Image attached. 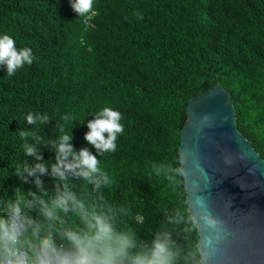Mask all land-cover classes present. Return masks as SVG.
<instances>
[{"label": "trees", "instance_id": "trees-1", "mask_svg": "<svg viewBox=\"0 0 264 264\" xmlns=\"http://www.w3.org/2000/svg\"><path fill=\"white\" fill-rule=\"evenodd\" d=\"M4 34L35 59L12 76L0 66V199L16 187L39 191L14 175L17 163L37 162L23 151L36 141L19 131L55 139L69 115L74 148L97 155L113 180L100 192L128 207L124 224L150 238L166 223L164 212L186 200L183 186L157 177L153 166L175 164L189 100L215 86L230 93L239 131L264 160V0H94L85 18L71 0H0ZM104 107L121 112L124 132L116 151L100 157L84 136ZM29 113L50 120L28 125ZM39 147L55 162L51 145ZM41 179L55 191L50 175ZM70 183L81 191L78 180Z\"/></svg>", "mask_w": 264, "mask_h": 264}, {"label": "clouds", "instance_id": "clouds-1", "mask_svg": "<svg viewBox=\"0 0 264 264\" xmlns=\"http://www.w3.org/2000/svg\"><path fill=\"white\" fill-rule=\"evenodd\" d=\"M71 7L79 18H85L93 13L94 0H71ZM136 15L143 19L142 14ZM34 59L30 48L18 49L10 35H0V66H6L7 76L31 66ZM93 115L95 119L86 124L85 141L100 157L114 153L118 136L124 132L121 112L104 107ZM70 119L69 115L60 117L63 123L57 125L60 134L55 139L45 140L38 130L18 133L21 140L36 141V145L25 143L23 151L37 162L17 163L14 175L22 185L32 183L39 191L16 187L14 196L0 199V264H214L224 251L222 246L236 233L229 220L214 211L210 194H200L212 187L213 180L200 153L181 149L174 165L153 166L157 177L163 173L171 185H182L187 196L174 214L164 212L166 223L158 231L142 238L124 224L130 209L100 192L110 188L113 180L101 169L97 155L88 148H74L72 133L65 131ZM25 120L28 125H44L50 118L29 113ZM227 120L223 117L222 123ZM215 127L216 118L205 114L199 117L195 132L207 139L208 130ZM40 145H51L55 162H45ZM221 157L229 168L238 162L250 164L252 159L243 148L234 153L221 149ZM250 165L251 175L264 176V161ZM49 175L55 184L51 193L41 179ZM72 179L80 182L79 193L71 185ZM253 186L264 187L258 181ZM192 189L197 190L194 198ZM227 208H231L230 200Z\"/></svg>", "mask_w": 264, "mask_h": 264}, {"label": "water", "instance_id": "water-1", "mask_svg": "<svg viewBox=\"0 0 264 264\" xmlns=\"http://www.w3.org/2000/svg\"><path fill=\"white\" fill-rule=\"evenodd\" d=\"M205 114L216 118V127L208 130L207 139H200L195 125ZM186 116L178 154L187 148L200 153L209 175L213 177L212 187L200 194H210L214 211L228 219L236 233L222 246L224 251L215 258L214 264H264V187L253 186L257 181L264 185V176L259 173L253 176L248 170L251 163L264 160L239 131L230 93L221 86L212 87L189 100ZM225 116L228 120L222 123ZM241 148L250 153V164L238 162L230 168L225 166L221 149L234 153ZM240 184L247 187L242 189ZM196 191L191 190L193 198ZM229 200L231 208L228 210Z\"/></svg>", "mask_w": 264, "mask_h": 264}, {"label": "built area", "instance_id": "built-area-1", "mask_svg": "<svg viewBox=\"0 0 264 264\" xmlns=\"http://www.w3.org/2000/svg\"><path fill=\"white\" fill-rule=\"evenodd\" d=\"M140 220H142V218L140 217Z\"/></svg>", "mask_w": 264, "mask_h": 264}]
</instances>
